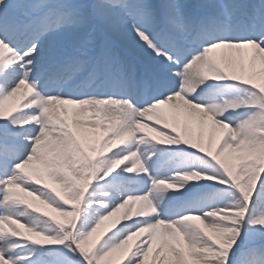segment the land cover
<instances>
[{"label": "snow or ice", "instance_id": "obj_1", "mask_svg": "<svg viewBox=\"0 0 264 264\" xmlns=\"http://www.w3.org/2000/svg\"><path fill=\"white\" fill-rule=\"evenodd\" d=\"M0 264H264V0H0Z\"/></svg>", "mask_w": 264, "mask_h": 264}]
</instances>
